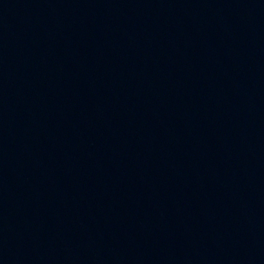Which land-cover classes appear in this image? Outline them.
<instances>
[{
	"label": "water",
	"instance_id": "95a60500",
	"mask_svg": "<svg viewBox=\"0 0 264 264\" xmlns=\"http://www.w3.org/2000/svg\"><path fill=\"white\" fill-rule=\"evenodd\" d=\"M0 264H264V0H0Z\"/></svg>",
	"mask_w": 264,
	"mask_h": 264
}]
</instances>
